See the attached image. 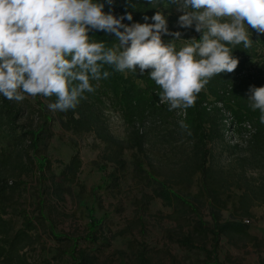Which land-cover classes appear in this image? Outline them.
Masks as SVG:
<instances>
[{
    "label": "trees",
    "instance_id": "trees-1",
    "mask_svg": "<svg viewBox=\"0 0 264 264\" xmlns=\"http://www.w3.org/2000/svg\"><path fill=\"white\" fill-rule=\"evenodd\" d=\"M100 2L104 12L117 17L131 13L133 19H125L126 24L145 23L144 16L152 23L150 18L160 11L170 33L179 32V38H184L185 31L196 32L194 27L179 26L183 13L170 0H158L155 7L147 0ZM249 32L252 47L245 49L241 44L233 49L232 55L239 60L235 71L214 76L198 94L195 106L187 109L169 111L168 103L160 99L162 89L148 71L121 73L107 65L104 70L110 76L100 80L94 92L84 93L86 99L75 109L50 110L48 104L56 101L55 96H26L17 102L0 95V264H35L27 252L39 244L40 230L54 243L50 257L40 264H63L64 257L68 264H97L96 251L82 242L90 248L99 240L110 244L103 230L108 213L97 215L103 209L99 191L118 188L127 174L150 189L135 204L147 208L159 199L173 208L177 224L167 231L169 237L183 249L201 250L190 264H227L218 258L221 240L234 247L240 241L249 242L264 251V238L248 230L253 206L264 205V124L247 99L250 86H264V34ZM89 35L109 47L116 43L114 34L93 31ZM106 111L117 114L121 137L112 133ZM56 121L69 131L93 132L104 147L99 168L113 166L99 185L86 190L78 183L79 189L71 192L87 217L80 237L58 233L50 217L52 208L47 207V197L63 199V189L77 183L82 164L73 154L59 173L52 171L48 149ZM26 178L39 184L32 209L29 204L19 207ZM179 218L185 219L183 224ZM128 246L130 264H153L152 249L146 243L130 240Z\"/></svg>",
    "mask_w": 264,
    "mask_h": 264
},
{
    "label": "clouds",
    "instance_id": "clouds-1",
    "mask_svg": "<svg viewBox=\"0 0 264 264\" xmlns=\"http://www.w3.org/2000/svg\"><path fill=\"white\" fill-rule=\"evenodd\" d=\"M130 2V0H129ZM177 5L178 24L201 36L177 50L167 18L160 11L145 23L132 21L131 13L119 17L104 12L100 0H0V95L21 102L26 96H55L52 111L75 109L84 93L115 71L149 77L162 92L169 111L195 106L198 94L221 73L238 67L233 49L251 48L249 29L264 34V0H170ZM111 4L112 0H108ZM155 7L158 0H147ZM135 7V5H133ZM114 34L116 43L92 39L89 33ZM92 81H96L94 86ZM249 107L259 110L264 124V86H250ZM181 127H185L181 122Z\"/></svg>",
    "mask_w": 264,
    "mask_h": 264
},
{
    "label": "rangeland",
    "instance_id": "rangeland-1",
    "mask_svg": "<svg viewBox=\"0 0 264 264\" xmlns=\"http://www.w3.org/2000/svg\"><path fill=\"white\" fill-rule=\"evenodd\" d=\"M162 38L165 42L176 39L174 40L176 47L180 48L192 38L199 40L200 34L185 31L184 38L177 39L172 35H165ZM105 115L112 133L121 137L123 127L117 114L106 111ZM53 132L48 149L52 171L59 173L73 154L79 156L82 164L77 183L63 189V199L57 198L56 201L55 197H47V207L52 208L50 217L56 223L58 233H68L69 237H80L85 233L87 217L71 192L79 189L78 183L83 184L86 190L99 185L103 182V177L113 170V166L109 164L106 169L99 168L103 161L101 155L104 147L93 132L69 131L63 129L57 121L54 123ZM26 179V190L23 192L19 207L26 208L29 204L28 208L32 209L31 200L40 193L38 192L39 184L35 179ZM149 191L144 182L139 183L136 178H132L131 174L120 178L116 189H100L99 195L102 198L103 209L98 210L97 215L108 213L103 222V230L108 235L110 244H101L99 240L94 248H90L91 245L82 242L83 247L96 251L97 264H130L131 253L128 246L130 240L146 243L152 249L153 264H190L196 257H200L201 250L183 249L173 241L172 237H169L167 231L177 224L173 208L165 206L159 199H153L147 208H144L142 204L134 203L142 194ZM252 211L254 216L248 223L249 233L258 238H264V205H255ZM204 216L207 218L206 214ZM140 217H142L141 220H139ZM184 220L179 222L183 224ZM184 228L188 229L187 226ZM38 233L41 237L39 244L27 252L29 260L35 264H40V260L50 257L54 244L49 234L43 230ZM263 256L264 251L254 249L249 242L240 241L237 247L226 243V240L220 242L218 258L227 264H260ZM227 258L229 260H226ZM63 264H68L66 257Z\"/></svg>",
    "mask_w": 264,
    "mask_h": 264
},
{
    "label": "built area",
    "instance_id": "built-area-1",
    "mask_svg": "<svg viewBox=\"0 0 264 264\" xmlns=\"http://www.w3.org/2000/svg\"><path fill=\"white\" fill-rule=\"evenodd\" d=\"M245 223H248L249 221L247 219L244 220Z\"/></svg>",
    "mask_w": 264,
    "mask_h": 264
}]
</instances>
